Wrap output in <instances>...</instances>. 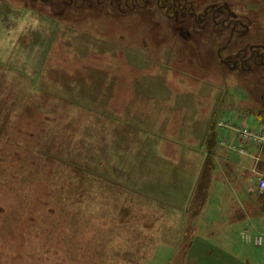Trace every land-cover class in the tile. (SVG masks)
<instances>
[{
	"label": "rangeland",
	"instance_id": "374dc122",
	"mask_svg": "<svg viewBox=\"0 0 264 264\" xmlns=\"http://www.w3.org/2000/svg\"><path fill=\"white\" fill-rule=\"evenodd\" d=\"M126 1L0 0V264H264L227 223L249 198L234 167L251 164L230 152L208 182L201 239V197L184 209L214 158L204 138L227 139L218 122L264 124V70L219 67L228 30ZM224 1L264 42V0Z\"/></svg>",
	"mask_w": 264,
	"mask_h": 264
},
{
	"label": "flooded vegetation",
	"instance_id": "af4514ba",
	"mask_svg": "<svg viewBox=\"0 0 264 264\" xmlns=\"http://www.w3.org/2000/svg\"><path fill=\"white\" fill-rule=\"evenodd\" d=\"M46 1L52 2L53 0ZM129 2V0L126 1V8H129ZM137 2L139 3V0ZM137 2L132 1L131 10L139 6ZM201 4L197 0H158L161 10L165 11L167 17L175 20L178 25L182 26L186 21L191 20L193 26L199 31L215 26L230 32L228 41L218 48L216 54L219 67L240 75L242 73L252 75L259 73V70H264V42L251 40L254 32L253 14L244 8L236 10L224 0L203 3L205 6ZM144 5L146 8V4ZM178 29L185 38H189L185 30L180 26Z\"/></svg>",
	"mask_w": 264,
	"mask_h": 264
},
{
	"label": "crops",
	"instance_id": "0c3cea01",
	"mask_svg": "<svg viewBox=\"0 0 264 264\" xmlns=\"http://www.w3.org/2000/svg\"><path fill=\"white\" fill-rule=\"evenodd\" d=\"M216 105H214V107H216ZM211 115L212 117H215L213 116L212 111H211ZM243 116L245 117V114ZM258 121L261 122V121H264V119L258 118ZM262 126H264V124H262L257 129L260 128L261 130ZM245 127L246 126L237 127L232 122H231L230 128L220 127L222 130H224V133L227 134V139L222 137L223 140L221 139L222 141L220 140L219 142H217L216 135L214 136V134L216 133H213L212 137L211 136L205 137L204 144H203L205 154L203 155H210V154L213 155L214 154V158L211 160L212 165L210 168L211 172H210L209 181H212L213 179H215L216 174L218 177V173L219 174L223 173L225 176H227L229 172H232V167L227 162L228 161L227 155L230 152L236 154L240 158V160H244L245 163L251 164V168L249 170H244V171H242V169H244L243 166L240 169L237 165L234 167V170L236 172H239V173L242 172V180L240 183L243 184L244 194H246L249 198L245 201H241V203H238L236 200L232 202L233 206H232L231 211L229 210V215H228L229 220L227 223L233 227L246 226L241 230V233H240L241 239L245 241L247 244L256 247L253 243V239L257 235L256 230L258 226L260 225L264 226V193L260 194L258 191L259 178L264 176V149L259 148V146H249L248 147L249 154L246 156H240L239 153L234 150L240 144V137L238 135V132H236L235 129L245 128ZM251 129L255 131H260V130L255 129V127ZM211 138L214 140L213 147L209 146V142L211 141ZM258 160L260 161L258 162ZM203 162H205L204 168L201 170L194 194H187L184 197L186 201V206L184 208L185 210L188 207L190 208L189 205L194 198H195V204L197 203L196 200H197L198 195L196 194V192L198 191V186L205 172L207 156L203 157ZM228 179L232 180V178H228ZM207 200L208 198L206 199V201ZM175 202L178 203L177 201ZM205 203L206 202H203L201 199L199 203L196 204L194 212L191 211L192 214L190 215V219L193 217V220H194V224L192 223L193 224L192 230L194 232L195 237H197L198 239H201L200 234H202V227L197 226L195 219L200 218L202 216L201 213H202L204 206L206 205ZM209 233H210V230H208L207 234ZM207 234H203V235L207 236ZM230 237L231 236L229 235V239L227 238L224 239L223 241L224 246L221 245L220 246L221 248L219 247L221 250H224L227 246L230 248V250L232 249L231 243H230L232 239ZM203 240H206V239H203Z\"/></svg>",
	"mask_w": 264,
	"mask_h": 264
},
{
	"label": "built area",
	"instance_id": "2783aa9c",
	"mask_svg": "<svg viewBox=\"0 0 264 264\" xmlns=\"http://www.w3.org/2000/svg\"><path fill=\"white\" fill-rule=\"evenodd\" d=\"M240 138L247 144H257L259 146L264 145V132H255L249 129H244L240 131ZM240 154L246 155L248 152L245 148L240 147L237 150ZM260 192L264 191V178H262L259 182ZM254 243L256 246H261L263 243V237L257 236L254 239Z\"/></svg>",
	"mask_w": 264,
	"mask_h": 264
},
{
	"label": "trees",
	"instance_id": "16d2710c",
	"mask_svg": "<svg viewBox=\"0 0 264 264\" xmlns=\"http://www.w3.org/2000/svg\"><path fill=\"white\" fill-rule=\"evenodd\" d=\"M209 146H211V147L214 146V140L212 138H211V141L209 142ZM210 168H211V163L207 161L206 166H205V172H204V175L201 178L200 184L198 186V191H197V195L201 197L202 201H203L204 193H206L208 182H209V179H210V172H211ZM203 243H204L203 240H196V243H194V241H193V243H191V247L194 249V246H196V245H200L201 246ZM210 252H212V251H210ZM210 252L208 253V255H210ZM209 257L210 256L203 257L202 259L205 262L206 259H209ZM224 259L228 260V261H231V262H234L231 258L224 257ZM233 264H235V263H233Z\"/></svg>",
	"mask_w": 264,
	"mask_h": 264
}]
</instances>
